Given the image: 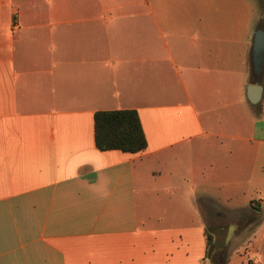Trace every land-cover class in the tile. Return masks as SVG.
Instances as JSON below:
<instances>
[{"label":"crops","instance_id":"obj_1","mask_svg":"<svg viewBox=\"0 0 264 264\" xmlns=\"http://www.w3.org/2000/svg\"><path fill=\"white\" fill-rule=\"evenodd\" d=\"M260 29L264 0H0V264H216L207 227L264 264ZM125 110L147 149L99 151Z\"/></svg>","mask_w":264,"mask_h":264},{"label":"trees","instance_id":"obj_2","mask_svg":"<svg viewBox=\"0 0 264 264\" xmlns=\"http://www.w3.org/2000/svg\"><path fill=\"white\" fill-rule=\"evenodd\" d=\"M95 139L99 151H122L136 154L147 149V139L137 111H101L95 114ZM222 229L207 227L206 260L216 264H227V246L217 253V235Z\"/></svg>","mask_w":264,"mask_h":264},{"label":"water","instance_id":"obj_3","mask_svg":"<svg viewBox=\"0 0 264 264\" xmlns=\"http://www.w3.org/2000/svg\"><path fill=\"white\" fill-rule=\"evenodd\" d=\"M264 65V30H258L255 33L253 68L258 79L262 78ZM263 86L255 83L247 88L248 100L252 105H257L263 98Z\"/></svg>","mask_w":264,"mask_h":264},{"label":"rangeland","instance_id":"obj_4","mask_svg":"<svg viewBox=\"0 0 264 264\" xmlns=\"http://www.w3.org/2000/svg\"><path fill=\"white\" fill-rule=\"evenodd\" d=\"M198 6H197V4H196V2H195V5H194V8H197ZM233 216H235V214L233 215V214H227V217H233ZM245 215L244 214H237V217H239V219L240 218H243ZM238 220V219H237ZM239 227H242L241 225L239 226ZM223 234H225L224 232H221V235H217V237H216V241H215V243L219 240V239H222V235ZM226 235V234H225ZM225 235H223L224 237H225ZM218 242H220V241H218ZM229 252V249L227 250V253Z\"/></svg>","mask_w":264,"mask_h":264}]
</instances>
